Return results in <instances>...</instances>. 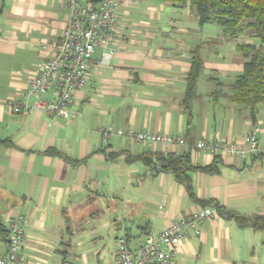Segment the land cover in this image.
Masks as SVG:
<instances>
[{"label": "crops", "instance_id": "0c3cea01", "mask_svg": "<svg viewBox=\"0 0 264 264\" xmlns=\"http://www.w3.org/2000/svg\"><path fill=\"white\" fill-rule=\"evenodd\" d=\"M116 14L112 55L102 63L106 49H96L87 86L74 93L77 115L66 120L12 107L38 65L52 57L67 22V0H0V224L6 229L16 214L25 217L22 264H112L119 239L138 247L148 232L201 208L216 216L197 235L185 231L176 264H264V226L240 228L226 217L264 219V152L239 162L218 159L217 173L187 172L205 205L154 166L158 156L184 154L191 165L208 166L215 159L195 151L196 142L238 141L255 126L264 141V107L252 118L228 98L246 59L220 28L199 25L189 5L126 0ZM194 51L202 71L185 106ZM107 126L120 135L103 141L100 130ZM130 131L182 136L187 144H137ZM6 245L0 235V254Z\"/></svg>", "mask_w": 264, "mask_h": 264}, {"label": "built area", "instance_id": "2783aa9c", "mask_svg": "<svg viewBox=\"0 0 264 264\" xmlns=\"http://www.w3.org/2000/svg\"><path fill=\"white\" fill-rule=\"evenodd\" d=\"M126 0H100L89 5L85 0H67L66 25L52 44L53 55L38 65L36 75L28 82L22 100L13 105L14 113L30 111L51 112L54 116L72 120L76 113L72 111L74 93L85 88L89 81V70L93 54L97 48H105L103 62L111 57L109 46L115 41L119 29L117 9ZM140 1V0H134ZM46 95L51 98L44 99ZM34 99L32 104L30 99ZM255 126L238 141H204L195 143L194 150L206 153L213 159L239 162L250 155L264 152V141L257 134ZM120 132L112 126L100 130V137L107 141ZM128 138L137 144L161 145L165 148H180L187 144L182 136L158 135L148 132L128 133ZM216 211L201 208L186 213L173 221L162 231L148 232L141 245L129 247L126 240L117 242V250L112 264H176L175 247L185 238V231L199 234V226L212 220ZM25 217L16 214L7 224V245L0 254V264H22L20 253L24 243Z\"/></svg>", "mask_w": 264, "mask_h": 264}, {"label": "trees", "instance_id": "16d2710c", "mask_svg": "<svg viewBox=\"0 0 264 264\" xmlns=\"http://www.w3.org/2000/svg\"><path fill=\"white\" fill-rule=\"evenodd\" d=\"M170 3L175 8L189 5L195 14L199 25H215L221 29L223 36L236 44V50L246 59L242 72L235 77L230 86L229 100L240 107L248 109L254 118L259 108L264 107V0H157ZM244 35L255 38L258 45L239 41ZM202 71V62L196 51L192 53L191 67L186 79L184 105L187 106L196 96V88ZM216 89L212 96L216 99L221 95L220 83L215 79ZM146 164H153L152 160L145 159ZM218 159L208 166H193L188 155L167 157L158 156L155 161L157 171H166L175 176L177 181L187 189L189 197L195 202L190 178L187 172L201 171L203 173H217ZM201 203V202H200ZM205 205V203H201ZM217 208V207H216ZM218 209V208H217ZM219 210V209H218ZM220 212V211H219ZM222 214V213H221ZM234 219L240 228L250 227L260 230L264 226L263 218L248 220L236 215H227ZM0 235L7 244V230L0 224Z\"/></svg>", "mask_w": 264, "mask_h": 264}, {"label": "rangeland", "instance_id": "374dc122", "mask_svg": "<svg viewBox=\"0 0 264 264\" xmlns=\"http://www.w3.org/2000/svg\"><path fill=\"white\" fill-rule=\"evenodd\" d=\"M239 41H242V42H245V43H250V44H253V45H258L259 44V41L255 38H249V37H246L244 35H242L239 39ZM264 47V45H263Z\"/></svg>", "mask_w": 264, "mask_h": 264}]
</instances>
